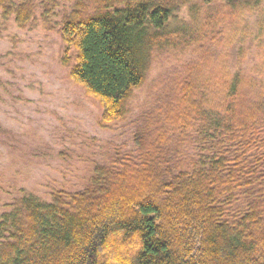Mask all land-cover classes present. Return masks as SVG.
Masks as SVG:
<instances>
[{"label": "trees", "instance_id": "1", "mask_svg": "<svg viewBox=\"0 0 264 264\" xmlns=\"http://www.w3.org/2000/svg\"><path fill=\"white\" fill-rule=\"evenodd\" d=\"M189 1L79 0L65 16L63 64L73 51L70 77L100 104L103 124L123 121L158 53L185 43L169 26ZM213 1L252 0H204ZM35 2L0 9L26 28ZM208 60L166 82L84 189L8 204L0 264H264V91L225 68L213 85Z\"/></svg>", "mask_w": 264, "mask_h": 264}, {"label": "rangeland", "instance_id": "2", "mask_svg": "<svg viewBox=\"0 0 264 264\" xmlns=\"http://www.w3.org/2000/svg\"><path fill=\"white\" fill-rule=\"evenodd\" d=\"M78 1L50 0L46 9L36 0L26 28L0 9V218L24 194L49 202L54 190L84 189L108 145L129 144L131 126L152 97L202 55L209 58L204 77L213 85L214 72L225 68L264 91V0L238 9L190 0L169 26L185 43L158 53L126 118L105 125L100 104L70 77L73 51L70 67L63 64L62 23Z\"/></svg>", "mask_w": 264, "mask_h": 264}]
</instances>
